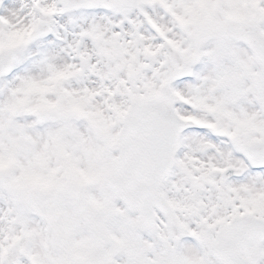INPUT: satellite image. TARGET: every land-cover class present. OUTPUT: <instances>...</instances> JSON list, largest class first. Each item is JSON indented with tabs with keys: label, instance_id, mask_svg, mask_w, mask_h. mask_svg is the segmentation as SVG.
Instances as JSON below:
<instances>
[{
	"label": "snow or ice",
	"instance_id": "1",
	"mask_svg": "<svg viewBox=\"0 0 264 264\" xmlns=\"http://www.w3.org/2000/svg\"><path fill=\"white\" fill-rule=\"evenodd\" d=\"M0 264H264V0H0Z\"/></svg>",
	"mask_w": 264,
	"mask_h": 264
}]
</instances>
